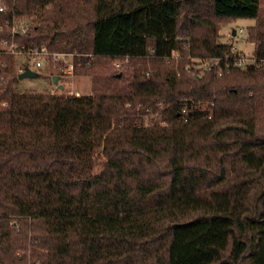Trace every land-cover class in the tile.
Masks as SVG:
<instances>
[{"label": "trees", "instance_id": "trees-1", "mask_svg": "<svg viewBox=\"0 0 264 264\" xmlns=\"http://www.w3.org/2000/svg\"><path fill=\"white\" fill-rule=\"evenodd\" d=\"M0 5V264H264V68L193 61L230 54L236 19L263 57L260 0ZM14 17L92 92L19 91Z\"/></svg>", "mask_w": 264, "mask_h": 264}, {"label": "built area", "instance_id": "built-area-1", "mask_svg": "<svg viewBox=\"0 0 264 264\" xmlns=\"http://www.w3.org/2000/svg\"><path fill=\"white\" fill-rule=\"evenodd\" d=\"M6 7L0 5V11H5ZM14 17V21L12 25H10L11 33L13 34L12 39H5L1 43V47L6 53L12 54L14 56H23L25 58L26 68H30L33 71H38L45 67L46 62L52 61L53 64L63 70V74L67 77L73 76L75 72V57L76 54L69 53H53L50 52L46 47H35L30 48L26 51H20L19 45L15 40V36L17 35H25L28 33L30 29V23L21 19H16ZM235 37H238V33H243V30L240 29L238 32L235 30ZM247 41H248V33H247ZM253 44L252 42L248 41ZM230 44V43H229ZM232 44V49L230 54L225 57H215L211 59H193L195 62V70L197 71L198 76L206 75L211 69H214L216 77L221 78L225 74H229L233 68H243L246 69L248 67H256V68H264V56L258 57L255 51L254 45V53L252 55L244 53L243 50L239 49L236 45ZM179 53L174 52L171 56V59H178ZM31 65L33 67H31ZM117 66H122V62H118ZM25 68V69H26ZM25 71V70H24ZM23 72V71H21ZM64 86V84H63ZM75 94V93H74ZM73 95V94H71ZM75 95H79L76 93ZM214 104L212 103L211 106ZM183 113L186 114V110H183ZM211 118V115L209 116Z\"/></svg>", "mask_w": 264, "mask_h": 264}, {"label": "rangeland", "instance_id": "rangeland-1", "mask_svg": "<svg viewBox=\"0 0 264 264\" xmlns=\"http://www.w3.org/2000/svg\"><path fill=\"white\" fill-rule=\"evenodd\" d=\"M261 16L264 17V0H260ZM26 21V20H25ZM255 25V20L250 19H236L224 25L221 30V42L233 43L241 51L252 55L254 53V45L247 41V29ZM242 29L243 33H238V37L234 38L233 31L237 32ZM18 59V68L23 69L25 65V58L23 56H16ZM122 62L123 68L120 71L129 72L133 67L132 60ZM31 67H33L31 65ZM117 70V69H116ZM63 70L57 68L52 61L46 62L45 67L39 70V77L36 79H22L19 82V91L21 92H39V93H57V94H73L79 95L90 94L92 92V78L88 76L73 75L65 76ZM38 72V71H37ZM57 75L60 77L59 83L64 84V88L60 89L57 84H54L52 77ZM75 93V94H74ZM146 124L151 123V118L146 117Z\"/></svg>", "mask_w": 264, "mask_h": 264}, {"label": "water", "instance_id": "water-1", "mask_svg": "<svg viewBox=\"0 0 264 264\" xmlns=\"http://www.w3.org/2000/svg\"><path fill=\"white\" fill-rule=\"evenodd\" d=\"M235 30L233 31V35H235ZM39 77V73L36 72V71H33L32 69L30 68H26L25 71L21 72L20 75H19V79L22 80V79H36ZM52 80L54 82V84H57L58 87L60 89H63L64 86L62 84L59 83V80H60V77L57 76V75H54L52 77Z\"/></svg>", "mask_w": 264, "mask_h": 264}]
</instances>
